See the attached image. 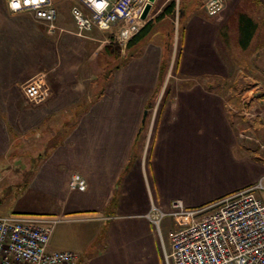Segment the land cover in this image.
<instances>
[{
    "label": "crops",
    "instance_id": "crops-1",
    "mask_svg": "<svg viewBox=\"0 0 264 264\" xmlns=\"http://www.w3.org/2000/svg\"><path fill=\"white\" fill-rule=\"evenodd\" d=\"M55 1L57 28L49 32L0 0V158L19 145L40 149L2 214L60 218L50 248L77 251L78 264H167L165 235L148 216L153 204L207 206L264 176L263 157L243 140L264 130L263 94L235 83L236 90H216L211 79H231L239 67L246 81L264 79V0H228L217 17L206 14L205 0H176L175 69L184 82L173 90L160 85L163 30L131 49L127 42L123 55L92 35L108 32L80 36L71 0ZM169 1L156 0L154 16ZM104 53L120 63L96 80ZM43 71L51 96L31 104L22 84ZM156 93L157 119L147 130ZM74 172L87 179L86 190L70 188Z\"/></svg>",
    "mask_w": 264,
    "mask_h": 264
},
{
    "label": "built area",
    "instance_id": "built-area-1",
    "mask_svg": "<svg viewBox=\"0 0 264 264\" xmlns=\"http://www.w3.org/2000/svg\"><path fill=\"white\" fill-rule=\"evenodd\" d=\"M228 0H205L209 17L220 16ZM150 0H71L70 13L76 32L86 36L94 28L126 44L151 18L143 11ZM16 13L33 15L49 32L57 28L59 8L55 0H7ZM177 9L176 17H179ZM31 104L46 101L52 93L48 73L35 74L22 84ZM87 179L74 172L70 188L86 190ZM162 237L161 222L174 221L167 264H264V176L254 185L203 207H187L173 200L169 210L153 204L148 214ZM61 219L35 213L0 214V264H78L74 250L50 248L55 225Z\"/></svg>",
    "mask_w": 264,
    "mask_h": 264
},
{
    "label": "rangeland",
    "instance_id": "rangeland-1",
    "mask_svg": "<svg viewBox=\"0 0 264 264\" xmlns=\"http://www.w3.org/2000/svg\"><path fill=\"white\" fill-rule=\"evenodd\" d=\"M151 17L154 16V11L151 12ZM181 28H182V19L179 14V17H175V20L172 21L171 23L169 21H166L159 25L158 30H163L164 31V36L165 40L167 42L166 48H165V56L164 58L169 62L168 70L166 72V75L164 77V80L161 82V86L164 85V83L169 84L171 89H175L176 86H180L181 83L184 82V79H182L176 71V56L178 53V49L180 46V40H181ZM174 34V39L173 37H170L169 34L172 33ZM168 34V35H167ZM95 35L101 39H106L108 40L107 44H111L112 47L116 51H120L121 47L123 48V55L129 54L128 52L124 51L125 45H121L120 43L113 41V38L111 37L110 33L106 34H92ZM104 52V51H103ZM115 56H111L109 54L104 53L103 55L99 56V59H97V62H100L99 69L97 70L98 77L95 78L98 80L100 77H102L101 73L104 71L107 73L112 67H115L117 63H120V60L117 58H114ZM108 61V62H106ZM99 64V63H98ZM106 66L105 69H103ZM243 68L239 67L236 71V75L233 76L231 79H222V78H216L213 77L211 79H214V88L216 90H219L220 88L224 90H229V89H235L232 88L233 83L237 84V90L239 91V88L241 89L242 93H247L251 92L252 90L254 91H260L262 97H264V79H256V81H253L251 79H248L247 81L244 80V76H241L242 73H244L242 70ZM101 74V75H100ZM49 77V76H48ZM158 89H160V87ZM216 86H219L220 88H216ZM163 87V86H162ZM157 89V90H158ZM236 90V89H235ZM159 94V92H157ZM156 97L153 101V106L149 110V117L147 119V130L152 128V126H155L157 115L156 111L154 108L155 107V102L157 99V94ZM252 93V92H251ZM157 103H159L157 101ZM156 103V104H157ZM264 105V103H263ZM155 112V115H153ZM151 122V124H150ZM154 123V125H153ZM150 124V127H149ZM146 130V131H147ZM253 131L249 132L247 136L243 138V140L247 141V145H251L250 150L256 151L261 157L264 158V130L260 132V135H254L252 133ZM22 148L16 151L15 155H10L8 159L0 158V214L5 212L7 210V207H10L13 203L10 201L13 197V190L16 188L18 189L19 187H22L24 184V179H25V173L30 170L31 166L33 165V161L36 159V156L39 154V150L35 149V147L32 148V146H22L19 145ZM148 151V150H147ZM146 151V152H147ZM38 158V157H37ZM10 201V202H9ZM7 202V203H5ZM5 203V204H4ZM7 205V206H6ZM174 228V221L171 217H166L162 220L161 222V232L162 236L163 234L165 235V241L167 244V249L170 250V235L168 236L167 233L170 234V230ZM167 234V235H166ZM168 236V237H167ZM164 237V236H163ZM167 237V238H166ZM172 264V261H171Z\"/></svg>",
    "mask_w": 264,
    "mask_h": 264
},
{
    "label": "trees",
    "instance_id": "trees-1",
    "mask_svg": "<svg viewBox=\"0 0 264 264\" xmlns=\"http://www.w3.org/2000/svg\"><path fill=\"white\" fill-rule=\"evenodd\" d=\"M181 7V6H180ZM178 9V3L176 0H170L163 8V10L154 17H151L149 21L139 30V32L134 35L127 43V49H131L134 46L140 44L143 40L147 37L153 35V33L158 30L159 25L162 23L169 21L170 23L175 20L177 9L179 10L181 16V8ZM182 19V17H181ZM168 35V34H167ZM170 37H173V32L169 34ZM167 44V42H166ZM169 62L168 59H163L162 66H161V78L160 80L163 81L168 70ZM152 106V102L149 104V108ZM146 125L143 124L142 129H144ZM264 159V158H263Z\"/></svg>",
    "mask_w": 264,
    "mask_h": 264
},
{
    "label": "water",
    "instance_id": "water-1",
    "mask_svg": "<svg viewBox=\"0 0 264 264\" xmlns=\"http://www.w3.org/2000/svg\"><path fill=\"white\" fill-rule=\"evenodd\" d=\"M156 0H150V2L146 5L143 14H142V18L146 19L149 16V13L151 12L152 9V4L155 2ZM147 113V112H146ZM145 113V116H146Z\"/></svg>",
    "mask_w": 264,
    "mask_h": 264
}]
</instances>
